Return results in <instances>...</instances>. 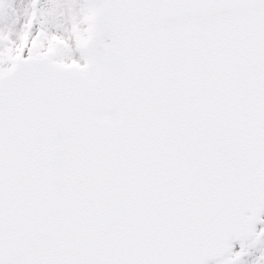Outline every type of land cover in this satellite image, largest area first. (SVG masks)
<instances>
[{
    "label": "snow or ice",
    "instance_id": "obj_1",
    "mask_svg": "<svg viewBox=\"0 0 264 264\" xmlns=\"http://www.w3.org/2000/svg\"><path fill=\"white\" fill-rule=\"evenodd\" d=\"M0 264H264V0H0Z\"/></svg>",
    "mask_w": 264,
    "mask_h": 264
}]
</instances>
